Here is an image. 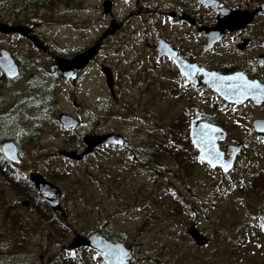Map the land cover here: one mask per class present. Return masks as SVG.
<instances>
[{"label":"rangeland","instance_id":"rangeland-1","mask_svg":"<svg viewBox=\"0 0 264 264\" xmlns=\"http://www.w3.org/2000/svg\"><path fill=\"white\" fill-rule=\"evenodd\" d=\"M103 1L0 0V23L32 26L53 55L68 59L92 47L111 18L123 22L120 34L103 41L75 82H42L40 74L29 72L0 89V137L18 147L22 162L15 166L17 173H38L58 187L66 215L56 217L62 235L48 240L34 206L10 208L22 197L0 182V264H103L92 250L68 249L75 235L92 233L125 244L132 264H264V142L245 146L232 173L211 171L182 142L185 130L178 116L183 106L175 104L169 86L164 84L160 98L155 83L151 88L139 81L143 27L155 28L159 15L184 11L194 0H117L112 16L105 18ZM1 48L21 54L22 62L48 61L12 35L0 34ZM100 66L116 73L122 102L118 108L108 96ZM73 102L79 105L78 115ZM95 102L99 113L94 119ZM196 102L205 114L220 120L231 140L248 133L247 110L239 112L208 96L200 100L196 95ZM31 108L37 110L27 114ZM59 113L81 117L83 125L66 134L56 120ZM43 115H48L44 121ZM234 118L238 121L231 122ZM96 122L101 132L122 133L127 149L100 150L81 162L57 155L80 150L81 136L93 133ZM7 218L21 223L22 229L11 227L10 232L3 225ZM191 225L209 240L204 247L186 235ZM74 255L78 262H68Z\"/></svg>","mask_w":264,"mask_h":264},{"label":"flooded vegetation","instance_id":"flooded-vegetation-1","mask_svg":"<svg viewBox=\"0 0 264 264\" xmlns=\"http://www.w3.org/2000/svg\"><path fill=\"white\" fill-rule=\"evenodd\" d=\"M115 1L117 0L113 1V6ZM212 1L213 2L205 4L199 0H194L193 4H191L184 11L176 10L166 14L162 13V15H159L160 20L157 22L155 28H151L148 26L143 27V30L145 31L142 34V47L145 51V55L143 59V66L140 68L139 71L142 73L143 77L139 79V81H145L147 87L151 86V88L153 85L152 83H155V89L157 95L160 98H162L164 95V84L166 83L169 86V92L171 94H174V97H176L177 99L175 104L181 102L183 106L181 109L183 111L180 112L178 119L180 120V125H182L184 128L181 127L179 123L178 125L179 128L181 127L183 131L185 130L182 135V142H184L185 145L189 146L194 150L196 158L197 151L194 149L191 139L189 137L191 126L193 128H198L200 127L198 126L200 124H207L220 128L223 133H225V138L217 142L219 151L223 153V161H228L230 158V155L228 154L229 147H236L241 145L240 151L235 155L232 161V168L228 173H224L222 168L220 167H215L212 169L207 163H203V165L206 166L209 170L227 175L233 172V169L237 164V158L245 146H250L252 144L259 143L260 141L264 142V133H256L254 129L255 121H264V113L262 115L251 114L252 110H264V0ZM111 20L115 21L113 18H111ZM116 24L118 25V29L113 34L106 37L103 40L104 42L106 39H113L120 34L123 28V22H116ZM239 24L241 25L237 26ZM164 25L171 26L169 32L163 30ZM22 27L29 29L30 36L37 37L34 34L32 26ZM146 34H148L149 38L146 37ZM8 35L15 36L19 40H24L34 49V52L36 51L39 54L48 56V61L45 63H38L37 65L33 63L34 60L22 62V56L20 57L21 54H10L6 50L17 68L18 75L13 79H9L0 70V89H3V85H7L12 82H17L21 78L30 75L29 72H32L34 74H40L39 76L41 77L42 82H47L48 80L53 78L57 80L63 79L65 82H70L68 80H65L61 73H59L56 69H52V66L56 63L57 59L66 58L65 56L53 55L52 52H50L49 47L45 43H42L40 38L38 37L37 38L40 40V43L43 45V48L40 49H37L34 44L25 37H22L18 34ZM100 37H98V39ZM103 41L101 42V45ZM100 48L97 51V55L99 53ZM75 55L76 54H74V56ZM97 55H95V57ZM72 57L73 56H71L70 58ZM102 67L106 66H100V72L103 76ZM107 68L109 69L112 79V91L107 89L108 96L111 102L114 103V105H116L118 108L122 105V102L120 101V92L118 90V86H116V82L114 79L116 73L112 68ZM84 69L77 71L76 80L79 77V73ZM231 75H235L236 77L237 75H239V77H242V79H236L237 83L234 86V88L239 91H243V89L240 88V85L244 81H255L256 84L259 85V87L246 91L244 94V96H246L245 101L240 104H237L228 102L223 99L206 83V81L209 80L210 77H225ZM29 77L33 76L31 75L28 76V78ZM196 95L199 97L200 100L207 99L208 96L210 98L215 99L216 102H220L225 106L230 107L231 109L237 110L239 112H242L244 109L247 110L246 115L249 116L247 118V123L249 124L248 133L245 136L241 135L231 140L230 131L224 127L220 120L217 119L215 116H209L205 114V112H203V110H201L200 107L197 106ZM253 96L256 97L258 103L254 102V100L252 99ZM204 103L206 104L207 101L204 100ZM94 105L95 108L93 118L95 119L97 117V114L99 113V104L97 105V102H95ZM73 106L77 114V111L80 110L79 105L76 102H73ZM213 106H215V104ZM117 108L115 112L118 110ZM34 110L37 109H29L27 114H30L29 112L33 113ZM39 111L48 113L47 111L40 109ZM60 114L64 113H59L57 115V122ZM126 114L131 115L132 112L129 111ZM43 116L44 118H42L41 120L44 121L47 119L48 115ZM73 118L78 121L77 127L73 129H65L58 123L66 134L74 133L76 130H78L80 126L83 125V119L81 117ZM235 120L238 121V119L234 118L233 120H231V122H234ZM94 127L95 129L93 133H86L81 136L82 140L87 135L101 136L104 134H114L122 137L123 144L119 146L104 144L98 145L92 150L91 153L84 155L80 162L84 158H87L90 155L99 152L100 150L127 149L125 137L122 133L101 132L99 130L98 122L94 124ZM220 135L222 134L220 133ZM184 136H186L187 139H185ZM82 140L80 143L81 146L78 145L80 150L66 151H75L78 154L81 151L83 152L85 146L83 145ZM2 142H4V140ZM154 144L157 152H159L158 148L160 144L158 139L155 140ZM63 159L67 160L66 158ZM21 162L22 161H20V163L18 164H13L10 162L9 163L15 169V166H20ZM31 173L35 172H29L20 175L15 169V171L6 173L9 176L8 178L10 180L1 178L0 182L9 185L10 190L13 189V192L16 195L18 194V196L22 197L20 198L21 200H17L18 202L10 204V208H13L15 206H21L22 208L27 209L28 207H31V205L35 204V206L39 205L40 207L41 205H43L47 206L50 209L49 204L40 197V195L35 190L33 184L30 182L29 175ZM25 203L27 205H24ZM52 213L55 217H62L60 212L52 211ZM3 221V225H7L8 230L11 232V227H14L15 220H13V218H7ZM12 234L14 233L12 232L10 235ZM80 249L83 248H79L78 250Z\"/></svg>","mask_w":264,"mask_h":264},{"label":"water","instance_id":"water-1","mask_svg":"<svg viewBox=\"0 0 264 264\" xmlns=\"http://www.w3.org/2000/svg\"><path fill=\"white\" fill-rule=\"evenodd\" d=\"M113 1L114 0H104L102 2V17H110L112 8H113ZM125 3H129L132 0H123ZM203 3H210L213 2L212 0H199ZM241 24L237 25L240 26ZM118 29V25L115 21L111 20L109 23L108 28L102 36L95 42V44L83 51L82 53L76 54L70 59L66 58H59L57 59L56 63L52 66V69H56L61 75L64 77L65 80L68 81H75L77 78V71L84 69L88 63L97 55V51L100 48L101 42L108 37L109 35L113 34ZM30 31L28 28L22 26H9L3 23H0V34L8 35V34H18L22 37L29 39L37 49L43 48V45L40 43V40L35 36L29 35ZM0 70L4 73L6 77L9 79H13L17 77L18 71L17 68L10 57L9 53L5 49L0 50ZM102 73L105 81V85L107 89L112 91V79L109 69L107 67H102ZM225 77H236L235 75L225 76ZM225 77H210L206 83L216 91L223 99L228 102L240 104L245 101L246 96L239 95V90L237 94L228 93V88H234L236 79H225L221 80L219 78ZM235 89V88H234ZM250 93V92H249ZM255 103H258L256 97H252ZM58 123L65 129H73L77 127L78 121L74 119L71 115L67 114H60L58 117ZM200 127L193 128L191 126L189 137L193 144L194 149L197 151V157L204 155V152L208 149H211L213 152H219L221 154L220 160H223V153L219 151L217 142L219 140H223L225 138V133L220 128L207 125V124H200ZM254 129L256 133H264V121H255L254 122ZM220 133L222 135H220ZM85 149L82 153H76L75 151H66L61 150L57 152V155L61 158H66L73 162H80L84 155H87L92 152L94 148L98 145H114L119 146L123 144V139L119 135L114 134H104L101 136H91L87 135L82 140ZM201 145L204 147L202 148ZM239 146H231L228 149V154L230 158L227 162L230 167L225 171L224 168L219 166V161L215 162L216 166H210L213 169L215 167L222 168L224 173H228L232 168V161L235 155L240 151ZM0 152L2 156L9 161L10 163L18 164L20 163V156L17 151V147L13 141L5 140L0 145ZM205 160L207 157L205 156ZM29 180L33 184L35 190L40 195L42 199H44L48 204L52 211L60 212L63 218L66 217L65 213L63 212L59 199L61 192L58 187L53 185L52 183L46 181L43 176L38 173H31L29 175ZM24 205H27L26 203ZM186 235L193 241V243L197 247H203L208 243V239L204 237L198 229L191 225L187 231ZM79 248H87L89 250L94 251L96 254L99 253V257L103 264H132L130 262V248L126 247L125 244L118 242V241H111L102 236L100 233H92L87 237L81 235H75L71 242L68 245L69 250H77ZM120 251L126 252L127 256L124 258H120L116 253ZM105 252H112L113 255L106 256Z\"/></svg>","mask_w":264,"mask_h":264},{"label":"trees","instance_id":"trees-1","mask_svg":"<svg viewBox=\"0 0 264 264\" xmlns=\"http://www.w3.org/2000/svg\"><path fill=\"white\" fill-rule=\"evenodd\" d=\"M173 130H175V129H173ZM184 138L187 139L186 136H184ZM4 139L5 138L0 137V143ZM169 148H171V147L169 146ZM163 149H164V147H163ZM165 151H167L166 148H165ZM12 171H15V169L0 153V180H1V178L10 180L8 178L9 176L6 173L12 172ZM32 206H34V211L38 214L37 223L39 222V223L43 224V228L46 231L47 238H49L48 240H51L55 235L61 236L62 231H63V228L61 226L62 224H59L57 222L59 220L54 216L52 211L47 206L41 205L40 207L39 206L37 207V206H35V204ZM56 223L59 225H57ZM13 228H14V230H21L22 229L21 223H15ZM70 252H77V251H70ZM67 261L73 262V263L78 262L77 255L72 256L71 261H70V259H68ZM58 263L61 264L60 261Z\"/></svg>","mask_w":264,"mask_h":264},{"label":"snow or ice","instance_id":"snow-or-ice-1","mask_svg":"<svg viewBox=\"0 0 264 264\" xmlns=\"http://www.w3.org/2000/svg\"><path fill=\"white\" fill-rule=\"evenodd\" d=\"M214 75V74H212ZM221 80H231V79H242V77H239V75H237V77H225V78H219ZM259 85L256 84L255 81H244L241 85L240 88L243 89V91H239V95H244L246 91L253 89V88H258ZM237 89L228 88V91L226 92V95L228 93H232V94H237ZM201 147L203 148L204 146L201 145ZM205 156L207 157V160H205ZM220 156L221 154L219 152H213L211 149H208L207 151L204 152V155L197 157L198 161L203 164V163H208L210 166H216L215 162L219 161V166L224 168L225 171H227V169L230 167V165L227 164L226 161L220 160ZM261 230H264V225H261ZM106 256H111L113 255L112 252H105L104 253ZM100 254L97 253V256H99ZM116 255H118L120 258H124L127 256L126 252L120 251L119 253H116ZM96 257H93V259H95Z\"/></svg>","mask_w":264,"mask_h":264}]
</instances>
